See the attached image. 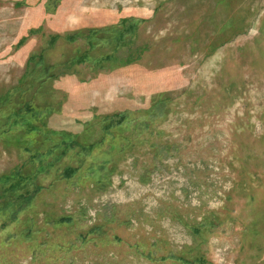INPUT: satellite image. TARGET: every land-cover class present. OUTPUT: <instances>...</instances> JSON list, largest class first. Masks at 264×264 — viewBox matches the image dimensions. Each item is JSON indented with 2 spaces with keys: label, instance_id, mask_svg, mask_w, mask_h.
<instances>
[{
  "label": "rangeland",
  "instance_id": "obj_1",
  "mask_svg": "<svg viewBox=\"0 0 264 264\" xmlns=\"http://www.w3.org/2000/svg\"><path fill=\"white\" fill-rule=\"evenodd\" d=\"M0 264H264V0H0Z\"/></svg>",
  "mask_w": 264,
  "mask_h": 264
},
{
  "label": "trees",
  "instance_id": "obj_2",
  "mask_svg": "<svg viewBox=\"0 0 264 264\" xmlns=\"http://www.w3.org/2000/svg\"><path fill=\"white\" fill-rule=\"evenodd\" d=\"M16 175H17V173H16L14 176H16ZM17 176H18V175H17ZM4 179H5V180H8V178H4ZM11 179H12V178H9L10 181H11ZM20 181H21V180H19L18 183H20ZM15 183H16V182H15Z\"/></svg>",
  "mask_w": 264,
  "mask_h": 264
}]
</instances>
